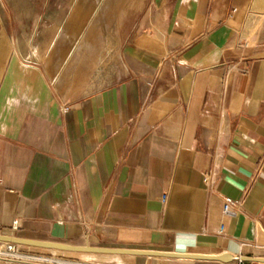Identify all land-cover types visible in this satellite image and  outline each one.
I'll list each match as a JSON object with an SVG mask.
<instances>
[{"label": "crops", "instance_id": "1", "mask_svg": "<svg viewBox=\"0 0 264 264\" xmlns=\"http://www.w3.org/2000/svg\"><path fill=\"white\" fill-rule=\"evenodd\" d=\"M7 1L23 41L0 34V230L234 257L102 254L128 264L264 258V0Z\"/></svg>", "mask_w": 264, "mask_h": 264}, {"label": "built area", "instance_id": "2", "mask_svg": "<svg viewBox=\"0 0 264 264\" xmlns=\"http://www.w3.org/2000/svg\"><path fill=\"white\" fill-rule=\"evenodd\" d=\"M64 109L68 106L63 105ZM217 179L216 170L210 169L206 172L204 180L209 191L215 189ZM167 194L161 197L163 202L167 201ZM243 199L226 196L223 203L222 213L225 216H237L242 210ZM18 220L14 221V227H18ZM220 230H224L221 224ZM241 264H245L240 260ZM0 264H100V263H84L70 258L64 253H57L52 249H43L31 246H25L10 241L0 242Z\"/></svg>", "mask_w": 264, "mask_h": 264}, {"label": "water", "instance_id": "3", "mask_svg": "<svg viewBox=\"0 0 264 264\" xmlns=\"http://www.w3.org/2000/svg\"><path fill=\"white\" fill-rule=\"evenodd\" d=\"M1 241H10L17 244L43 248V249H58L59 251L67 252H94L101 254H158L162 256L184 258V259H212L219 260L222 262H227L232 260L234 257L229 254H219V255H205V254H180V253H171V252H152L145 250H129L123 248H110V247H100L92 245H75L55 241L47 240H38L23 238L15 235L2 234L0 233V242ZM241 260H250L257 262H264L263 257H241Z\"/></svg>", "mask_w": 264, "mask_h": 264}, {"label": "rangeland", "instance_id": "4", "mask_svg": "<svg viewBox=\"0 0 264 264\" xmlns=\"http://www.w3.org/2000/svg\"><path fill=\"white\" fill-rule=\"evenodd\" d=\"M22 9H26L24 4H22ZM16 11L12 8V6L8 3L7 0H0V34H5L7 36V40H10L12 43V53L13 55L19 54L18 50L19 44L23 41L20 35L21 28V20L16 19ZM29 21V20H28ZM32 25V26H31ZM35 26V20H32V23H28V27ZM254 30H252L253 32ZM247 36L243 34V40H245ZM249 43H252V38H249ZM17 47V49L15 48ZM80 70V69H79ZM79 70L76 71V75L79 76ZM97 68H92L91 74L92 76L98 74ZM2 234L16 235L9 230H0ZM57 253H64L70 258L75 260L84 262V263H100V264H128L121 261H118L116 258L110 257H97V256H87L82 252H67V251H55ZM174 264H194L192 261H178ZM239 264L241 262L239 261Z\"/></svg>", "mask_w": 264, "mask_h": 264}, {"label": "bare ground", "instance_id": "5", "mask_svg": "<svg viewBox=\"0 0 264 264\" xmlns=\"http://www.w3.org/2000/svg\"><path fill=\"white\" fill-rule=\"evenodd\" d=\"M54 251H58V249H52ZM87 256H97V257H108L107 255H102L101 253H94V252H83ZM113 255H121V254H113ZM110 256V255H109Z\"/></svg>", "mask_w": 264, "mask_h": 264}]
</instances>
